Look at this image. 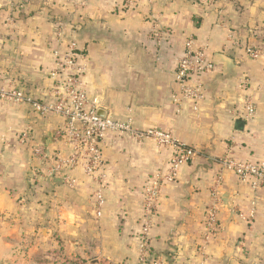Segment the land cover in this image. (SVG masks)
<instances>
[{
    "label": "crops",
    "instance_id": "obj_1",
    "mask_svg": "<svg viewBox=\"0 0 264 264\" xmlns=\"http://www.w3.org/2000/svg\"><path fill=\"white\" fill-rule=\"evenodd\" d=\"M225 1L87 0L59 43L48 13L19 19L22 0H0V74L13 88L51 100L52 50L75 43L88 65L84 87L99 98L103 116L131 120L141 130L170 131L198 151L177 180L162 188L144 264H264V187L253 190L221 163L229 152L254 164L264 154V0ZM48 2L56 16L68 17L66 0ZM190 36L214 63V71L198 80L203 98L197 110L177 101L175 73ZM247 47L258 49L260 58L252 60ZM249 97L256 110L245 120ZM5 104L0 100V255L12 251L9 240L20 227L9 218L29 197L35 172L43 186L34 201L38 215L52 221L44 228L47 240L56 234L68 258L84 255L85 264H141L143 191L154 175L167 174L172 150L127 134L108 135L101 150L105 201L97 217L99 185L81 167L60 164L71 152L57 135L63 120L40 116L28 104ZM23 133L27 141L14 143ZM39 147L49 160L35 156ZM218 176V232L202 249ZM67 178L75 184L69 186Z\"/></svg>",
    "mask_w": 264,
    "mask_h": 264
},
{
    "label": "built area",
    "instance_id": "obj_2",
    "mask_svg": "<svg viewBox=\"0 0 264 264\" xmlns=\"http://www.w3.org/2000/svg\"><path fill=\"white\" fill-rule=\"evenodd\" d=\"M59 43L63 41L62 34L58 32ZM159 39V38H158ZM246 54L252 60H258L261 52L253 47L246 48ZM53 68L48 73L51 81V89L48 93L51 100H36L20 88L8 86L0 91V97L4 102L18 106L28 104L38 115L58 116L63 120V127L58 130L59 137L64 136L70 148V155L60 164H66L69 169L81 167L86 176L92 178L99 188L95 191L97 217H101L104 204L103 190L106 186L104 173L105 164L102 159V145L108 135H130L139 143L152 140L160 147L172 150V156L168 163L167 174L157 173L143 191V216L142 232L140 237V263L144 264L149 256L150 232L153 227L154 217L158 208L159 196L166 184L174 183L179 175L181 166L193 162L198 151L187 147L173 137L170 131L159 128L138 129L132 121L126 123L115 120L110 115L101 116L100 100L91 97L84 87L83 78L88 65L86 56L80 53L75 43L66 44L65 49L56 47L52 50ZM214 71V63L209 59L206 48L200 46L197 40L190 36L186 39L183 53L178 60L176 81L179 84L181 95L177 101L191 102L194 110L202 100L201 85L198 80ZM247 82V81H246ZM246 82H244L246 84ZM255 103L249 97L245 103V120L255 114ZM28 139V133L20 136L22 143ZM35 156L42 161L49 160V155L44 148H35ZM222 165L230 170L241 183H248L253 190L264 187V154L262 160L257 163L241 162L232 157L229 152L221 161ZM222 181L218 176L216 188L210 191L211 205L208 208L205 233L202 247L205 248L218 232V206L219 193L217 187ZM69 186L75 184V180L66 179ZM253 214L250 215V219ZM155 264H164L157 259Z\"/></svg>",
    "mask_w": 264,
    "mask_h": 264
},
{
    "label": "rangeland",
    "instance_id": "obj_3",
    "mask_svg": "<svg viewBox=\"0 0 264 264\" xmlns=\"http://www.w3.org/2000/svg\"><path fill=\"white\" fill-rule=\"evenodd\" d=\"M48 1L50 0H22V2L17 4L19 9V13L17 15L19 19H23L24 16H26V18L29 17L31 13H33V15H37L39 13L46 12L48 13L49 21L52 22L56 29H58L57 33L60 32L62 37L64 33L62 31H64L67 26H71L72 22L76 19L77 12H80V10L85 7L87 3V0H66L68 8L65 10L67 11L65 13L68 17L65 19L55 15V12L50 9ZM203 1L209 5H215L220 2V0ZM228 1L232 2L237 0H226L225 2ZM238 2H240V0H238ZM13 19L15 21V18ZM73 30L76 31L75 29ZM11 85V81L8 79L6 80L2 74H0V91L1 89H7L8 86ZM0 100H2L1 97ZM2 102L3 104L7 103L3 100ZM8 105L10 104L8 103ZM2 142L3 144H6L8 143V140H2ZM13 142L18 145L22 143L20 141V137L16 142ZM1 163L2 159H0V164ZM31 178L32 181L36 182L39 188L43 187L42 183L40 184L37 180V173L34 172ZM39 190L32 191L29 189V197L22 203L18 202L17 212L13 213V216L9 218L14 219L9 223L13 226L16 225L20 227V229L15 236L9 240L13 245L12 251L9 252V254L3 253L0 255V264H85L86 259H84V255H77L76 257L73 256L71 259L68 258V255H66L64 251L66 250L65 244L59 239V237L56 238V234H53L52 236L55 239L52 238V241L49 239L47 240L48 234L50 233L48 231H44V228L49 227L52 221L50 222L47 218H44L43 216L39 217L38 215L37 210L39 209L40 204L34 201ZM53 240L56 241V245L52 244ZM44 248L45 250H43Z\"/></svg>",
    "mask_w": 264,
    "mask_h": 264
},
{
    "label": "trees",
    "instance_id": "obj_4",
    "mask_svg": "<svg viewBox=\"0 0 264 264\" xmlns=\"http://www.w3.org/2000/svg\"><path fill=\"white\" fill-rule=\"evenodd\" d=\"M40 12V11H39ZM39 12H37V13H39ZM29 17H34V15H33V13H31L30 14V16ZM29 187H30V190H35V191H37V190H39V188H38V185L36 184V182H34V181H32V178H31V180H30V182H29ZM150 253V252H149ZM150 255V254H149ZM149 257V256H148Z\"/></svg>",
    "mask_w": 264,
    "mask_h": 264
},
{
    "label": "water",
    "instance_id": "obj_5",
    "mask_svg": "<svg viewBox=\"0 0 264 264\" xmlns=\"http://www.w3.org/2000/svg\"><path fill=\"white\" fill-rule=\"evenodd\" d=\"M99 114H100L101 116H103V113L99 112ZM238 125H241V126H242V125H243V122H240V121H239V122H238Z\"/></svg>",
    "mask_w": 264,
    "mask_h": 264
}]
</instances>
